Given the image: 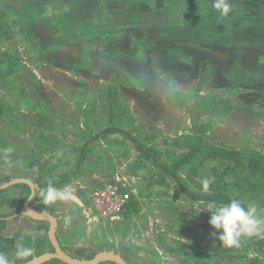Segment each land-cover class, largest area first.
Masks as SVG:
<instances>
[{"label":"crops","instance_id":"0c3cea01","mask_svg":"<svg viewBox=\"0 0 264 264\" xmlns=\"http://www.w3.org/2000/svg\"><path fill=\"white\" fill-rule=\"evenodd\" d=\"M228 2L221 17L213 0H0V176L35 183L31 206L57 217L68 252L110 250L129 264L238 260L207 205L160 199L175 194L167 180L182 186L176 170L198 153L206 168H190L187 196L230 184L229 151L247 163L245 147L254 149L264 163V0ZM201 132L171 170L162 157L173 142ZM49 183L69 198L45 205ZM107 183L130 194L119 212L107 198L105 213L94 202ZM13 188L26 200L27 189ZM257 211L264 216V202ZM17 214L9 225L49 249L45 222Z\"/></svg>","mask_w":264,"mask_h":264},{"label":"rangeland","instance_id":"374dc122","mask_svg":"<svg viewBox=\"0 0 264 264\" xmlns=\"http://www.w3.org/2000/svg\"><path fill=\"white\" fill-rule=\"evenodd\" d=\"M203 134L204 133L201 132L200 135L196 136V138L191 137V138L187 139V141L184 143L180 142L179 144H177V142L176 143L173 142V147H172L173 151H171L170 154L167 153L165 156H163L162 157L163 161L167 164L169 163L168 166L171 168V170L172 169L175 170V168L173 167L174 166L173 165V161H174L173 156L177 152V150H182V151L187 150V147L189 146V144L191 145V143L192 144L195 143V141L198 140L197 139L198 137H201L202 138L201 141L203 142V140L206 139L203 136ZM258 143L260 145H259V149H257V150L258 151L261 150L259 152L260 153L262 152L261 154L264 155V140H259ZM231 155L232 156H229V157L231 159L234 158L236 160L238 157H242L243 153L241 154V153L235 152V154H231ZM244 156L249 157V158H246L247 163H243L242 166L236 167L233 171H229V172L226 171L228 173L229 178H231V179H229L230 184H228L226 182L225 183L226 187H224V189H223L222 188L223 181H220L219 182L220 186H219L218 191L224 192L226 195L230 196L233 199L240 200L246 206L254 204L258 207V206L262 205L264 202V194H263L264 187H262V189H260V188L259 189H250L247 192H242V194H238L236 187H234V186H237L238 180H240L241 183H245L246 185H253V184L259 185V183H260V184H262L261 186H264V184H263L264 183V167H263L264 165H262V163H260L258 160V158H260V160H263L262 156L254 154V149H252L250 152V150L247 149V147H245V155ZM205 158H207V156H205L204 153H201V154L198 153L197 155H195L194 157L191 158V160H194L193 164H191V161H190V163L188 162L186 165L184 164L185 166L179 167V169L176 170L179 172V174L184 175L183 176L184 178L182 179L183 180L182 186L179 185L181 183H177L179 186V189L178 188H172V187H175V186H173V184H174L173 180H170V181L167 180L166 184L168 185L167 187H169L168 191L172 190V192H175V194L163 196L164 200L160 197V199L163 201L164 205L168 206L169 204L174 203L176 205L183 204V205H192L193 206L194 204H197V207H200V208H201V206L203 207L204 205H207L205 203V201L207 199H204L205 198L204 196H206V194L197 195V196H200L202 199H195V198H192L191 196L190 197L187 196L186 193H183V189H186V190L189 188L191 189L192 183H193L186 174L190 173L191 170L195 168L197 163H198V165H200L199 166L200 168H206L205 167L206 165L203 163ZM256 158H257L258 165H260V166H259V169L254 171V170H251L250 168H248V164L252 165V161ZM196 160H197V162H196ZM229 164L234 166V162L229 163ZM191 165H192V167H190ZM216 165H218V164H216ZM182 168H184V169H182ZM190 168H191V170H190ZM195 170H199V169L195 168ZM185 175H186V177H185ZM167 177L172 179L171 174L167 173ZM244 177H245V179H244ZM240 178H242V180ZM10 179L11 178H6V177L0 176V185L3 184L4 182L10 180ZM203 181H205V180L203 179ZM170 182H172V183L170 184ZM227 184H228V186H227ZM203 185H205V183H203ZM10 187H12V186H10ZM10 187L5 188L3 190H0V199L6 198V197L17 198V197H15V194L13 193L14 190H17V189L13 188V187L10 188ZM26 197H28V191L26 192V195L24 196V198H26ZM32 200H31V203H32ZM155 200L157 201L158 197ZM207 201H210V200H207ZM160 203H162V202H160ZM216 203L221 204V205L223 204L221 202H216ZM19 208H20V206L19 207L10 206V205L0 206V212L2 214L8 215L7 217H5V223H3V228H2V233H1L2 236L6 239L15 238V237L20 238L23 236L24 237H31L32 239H36V240L41 239L42 237H38V236H36V237L35 236H28L27 234L24 233L23 229L16 231L13 227H11V225H9L8 222H9V220L12 219L9 217H11L14 214V212H18L15 210L16 209L19 210ZM260 214H261V212L259 213V211H257L258 218L261 220H264V216L259 217ZM210 215H211V213H210ZM20 216H22V215H18L17 217H20ZM0 224H2V223H0ZM42 224L44 226L43 227L44 230H47L49 224L47 222L42 223ZM5 235H8V236H5ZM255 237L257 238V240L255 239ZM260 240H262V237L260 235H256V236H252V237H242L239 247H236V246L227 247L232 251V254H235L236 257H238V260H232V264H256V263L264 264V244H262V242ZM263 240H264V238H263ZM9 245L11 246V243H6V242L3 243L0 246L1 247L0 249H2V250H0V253L5 254L6 256L10 255L11 254L10 250H12V249H10L8 247ZM4 246H5V248H4ZM50 249H52V247H50L47 250H50ZM233 250H234V252H233ZM97 251H89V252H85V253H81V254H78L77 252H74V253L71 252V254L78 256V257L85 258V257H89L88 254H90L91 252L93 253V252H97ZM22 259L23 258H17V256L14 255L12 258L9 259V264H20L24 261H27L26 259L25 260H22ZM132 261L137 262V260H132ZM133 262H131V263H133Z\"/></svg>","mask_w":264,"mask_h":264},{"label":"clouds","instance_id":"9594fccd","mask_svg":"<svg viewBox=\"0 0 264 264\" xmlns=\"http://www.w3.org/2000/svg\"><path fill=\"white\" fill-rule=\"evenodd\" d=\"M213 7L220 12L221 17H227L232 10V5L228 0H213ZM11 151V148L5 150V159L7 153ZM205 188H207V183ZM39 195L45 205L69 198L66 190L57 189L51 183ZM206 210L211 213L209 224L215 230H222L218 234V239L223 246L239 247L242 237H252L264 233V220L257 217V206L254 204L244 207L238 199H232L223 205L213 201L207 204ZM212 236H217V231H213ZM33 251L32 248L26 247L22 242H18L16 245L17 258L29 257ZM0 264H9L5 254L0 253Z\"/></svg>","mask_w":264,"mask_h":264},{"label":"water","instance_id":"95a60500","mask_svg":"<svg viewBox=\"0 0 264 264\" xmlns=\"http://www.w3.org/2000/svg\"><path fill=\"white\" fill-rule=\"evenodd\" d=\"M17 183H27L31 192L23 202L19 209L20 215L28 216L36 221H44L48 226V240L51 243L52 249L46 250L41 254H34L33 257L20 264H45L53 259H58L64 264H101L111 262L114 264H129L127 260L119 253L110 250L97 251L92 257H78L68 252L60 243L57 236V217L50 211L42 209L38 210L31 206V200L36 193L35 183L28 178H13L0 185V190L8 188ZM17 214V215H18ZM0 218H3L0 214Z\"/></svg>","mask_w":264,"mask_h":264},{"label":"trees","instance_id":"16d2710c","mask_svg":"<svg viewBox=\"0 0 264 264\" xmlns=\"http://www.w3.org/2000/svg\"><path fill=\"white\" fill-rule=\"evenodd\" d=\"M234 151H229V156H232L231 154H235V152L233 153ZM211 153V152H210ZM234 166H228L226 168V171L229 172V171H233L236 167H239V166H242L243 162L239 159H236L235 162H234ZM262 163V165H264L263 162H260ZM178 164V163H177ZM176 165V164H175ZM258 162L255 161V159L252 161V165L248 164V168H250L251 170H254L256 171L257 169H259V166L258 165ZM245 167V166H244ZM264 167V166H263ZM245 179V177H244ZM17 186H22L24 187L25 189L28 190V195L30 194L31 192V188L30 186L27 184V183H17V184H14L12 185V187H17ZM218 188H216L211 194H207L206 196H204L205 198L204 199H207V200H210V201H215V202H221L223 204H227L229 203L233 198H231L230 196L226 195L225 193H223L222 191H218L217 190ZM189 196H191L192 198H195V199H202L200 196H197L195 194H191L189 192ZM27 198V197H26ZM25 199H20V198H9V197H6V198H3V199H0V206L2 205H10V206H16V207H21L23 205V202H24ZM242 203V202H241ZM222 204V205H223ZM242 205L244 207H248L246 206L245 204L242 203ZM18 212H14L15 213H19V210H17ZM1 213V212H0ZM1 216L3 218L0 219V246L3 244V243H11V246L9 245L8 247L12 250L11 251V254L8 255V260L10 258H12L14 255H16V245L18 242H22L26 247H30L32 248L34 251H33V254L29 257H26V258H23L22 260H29L33 257L34 254H41L43 251H42V248L43 246L47 243V241L43 240V239H32L31 237H15V238H10V239H6L2 236V228H3V223H5V217H7L8 215L7 214H2L1 213ZM260 236L262 237V240L264 238V233L260 234ZM253 239V238H252ZM255 239L257 240V238L255 237ZM48 240V239H46ZM262 244H264V240L262 241ZM49 241V240H48ZM51 245V244H50ZM1 248V247H0ZM5 248V246H4ZM7 248V247H6ZM2 250V249H0ZM7 250V249H6ZM95 252H91L90 254H88L89 257H92L93 254ZM12 255V256H11ZM107 263V262H105ZM111 263V262H109ZM45 264H64L62 263L60 260L58 259H53L51 261H48L46 262ZM101 264H104V263H101ZM114 264V263H112Z\"/></svg>","mask_w":264,"mask_h":264},{"label":"built area","instance_id":"2783aa9c","mask_svg":"<svg viewBox=\"0 0 264 264\" xmlns=\"http://www.w3.org/2000/svg\"><path fill=\"white\" fill-rule=\"evenodd\" d=\"M93 198L100 211L107 212L103 207V200L107 198L112 201L114 212H119L130 200V194L122 193L120 186L117 184L107 183L95 191Z\"/></svg>","mask_w":264,"mask_h":264},{"label":"flooded vegetation","instance_id":"af4514ba","mask_svg":"<svg viewBox=\"0 0 264 264\" xmlns=\"http://www.w3.org/2000/svg\"><path fill=\"white\" fill-rule=\"evenodd\" d=\"M20 209V208H19ZM1 214V213H0ZM1 219V218H0Z\"/></svg>","mask_w":264,"mask_h":264}]
</instances>
